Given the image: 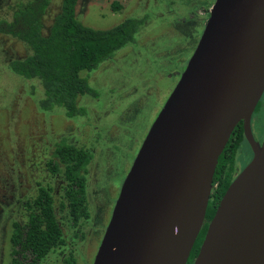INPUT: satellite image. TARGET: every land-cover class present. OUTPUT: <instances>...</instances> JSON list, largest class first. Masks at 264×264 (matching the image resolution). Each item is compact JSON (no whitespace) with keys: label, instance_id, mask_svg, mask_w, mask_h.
<instances>
[{"label":"water","instance_id":"obj_1","mask_svg":"<svg viewBox=\"0 0 264 264\" xmlns=\"http://www.w3.org/2000/svg\"><path fill=\"white\" fill-rule=\"evenodd\" d=\"M264 0H215L122 183L92 264H186L218 158L239 122L253 156L220 198L192 264H264Z\"/></svg>","mask_w":264,"mask_h":264},{"label":"rangeland","instance_id":"obj_2","mask_svg":"<svg viewBox=\"0 0 264 264\" xmlns=\"http://www.w3.org/2000/svg\"><path fill=\"white\" fill-rule=\"evenodd\" d=\"M14 1L0 0V5H5L0 10V20L11 19L7 4ZM134 1L78 0L76 17L87 26L109 28L128 17L143 19V25L135 41L118 50L113 59L93 71L81 72V76L87 75L88 84L95 93L78 96L77 103L85 108V114L75 119L68 120L62 107H55L50 112L42 110L39 103L43 89L39 80L25 79L10 70L9 62L15 58L11 52L13 44H21L30 54L25 44L17 40L14 43L11 37L4 36V48L10 52L0 46V185L7 183V176L19 183L24 164L20 148L25 147L23 151L28 152L30 142L35 143L42 133L46 141L56 134L72 143L82 144L78 141L81 135L83 141L91 140L85 147L93 152L91 163L97 168L93 174L88 173L86 194L88 201L97 198L102 204L99 211L102 216L95 218L99 212H92L95 215L91 221L95 225L88 228L90 240L80 247L86 250L85 264H89L96 254L122 183L193 54L215 2L145 0L133 5ZM60 3L61 0H52L55 6L44 18L45 32ZM114 3L120 8H115ZM204 10L207 13L200 15ZM14 48L22 55L21 47L14 45ZM258 103L252 128L261 136L264 131V92ZM76 123L78 126L74 129ZM244 149L243 143L239 152ZM30 152L31 156L36 154L34 145ZM247 158L242 154L237 158L239 169ZM70 243L79 248V242ZM59 256L56 254L48 262H55Z\"/></svg>","mask_w":264,"mask_h":264},{"label":"trees","instance_id":"obj_3","mask_svg":"<svg viewBox=\"0 0 264 264\" xmlns=\"http://www.w3.org/2000/svg\"><path fill=\"white\" fill-rule=\"evenodd\" d=\"M52 0H26L13 11L10 20H0V33L9 35L30 49L26 57L9 62L10 70L25 78L38 79L43 89L39 105L44 111L62 107L67 117L84 115L85 109L77 104L80 95H93L86 76L81 72L97 69L110 61L116 52L135 41L143 25L141 18H125L109 28H93L76 17L78 0H61L46 33L42 32V18ZM115 8H120L114 3ZM242 123L233 129L218 158L213 183L218 188L210 196L204 225L190 252L186 264H192L206 231L207 221L233 179V156L238 142L244 140ZM92 152L68 142L65 138L55 142L49 170L62 179V199L59 211L55 208L51 186H40L37 196L30 202L35 206L28 222L14 230L11 243L15 257L10 264H47L46 258L64 243L59 215L65 211L72 225L89 216L86 202V166ZM15 246L19 249L15 250Z\"/></svg>","mask_w":264,"mask_h":264},{"label":"flooded vegetation","instance_id":"obj_4","mask_svg":"<svg viewBox=\"0 0 264 264\" xmlns=\"http://www.w3.org/2000/svg\"><path fill=\"white\" fill-rule=\"evenodd\" d=\"M25 1L26 0H15L14 2L8 3L7 4V6L9 7L7 9V10H9L8 15L13 14V11L19 6V4H23ZM140 2H145V0H135L133 5H138ZM55 4L52 5V2H51L50 6L47 8V10H46V12L42 18V25H43L42 32L43 33H46L48 30L47 29L46 32L44 31V29H46V27H44V18L46 16V14L48 13V11L52 10V8L55 6ZM60 4H59V8L57 9L56 13H58L60 10ZM0 6H1L0 7V10H1L5 5H3V6L0 5ZM206 13H207V10H204L201 12L200 15H203ZM1 14L4 15L3 12H1ZM55 14L52 16V20H53ZM4 16H6V14ZM52 20H51V23H52ZM4 36H9V35L0 33V46L4 51H6L4 48V42L2 41ZM9 37H11V36H9ZM11 38L12 39H10V40H12L14 43H16L15 40H17V39H15L13 37H11ZM17 41H19V40H17ZM14 45H18L19 47H21V49L23 50L22 55H20V53L15 50ZM6 52H10V51H6ZM11 52H13V54L15 56V58L12 60L24 58L28 54V51L26 49H24L21 46V44H19V43L13 44V51H11ZM85 76L87 77V75H85ZM258 104L259 103H257V105H256V107H255V109L251 115L250 125H251V132H252L254 140L257 141L259 144H262L264 141V131H263L261 136H258L253 131V128H252V117H253L254 112L257 109ZM64 116L68 120H72L78 116H83V115H78V116H74V117H67L64 113ZM70 122H72V121H70ZM73 126L75 129L78 125L76 123ZM39 138L40 139H38L35 143H33L31 141L29 144L31 146V148L34 145V148L36 149L35 155L31 156V152H30L31 148L28 150V152L23 151L25 149V147L20 148V150L22 151V158H23L24 164L22 166V176L19 178V183L13 181L12 180L13 178L7 176V178H6L7 183L3 184L2 186L0 185V264H10L13 258H15V257L20 258L21 257L20 254H15L13 251L14 247L11 243V236H12L14 230H16V228L20 229L23 226H25L26 223L28 222V218H29L31 212H35V206H30L29 204L37 196L38 188L40 186H45V187L51 186L53 199L55 201V208L57 209V211H59V208H60L59 203H61V201H64V199H62V196H61L63 181H62V179H60L58 173L53 174V172H51L49 170V162H50V159H52V152H53L55 142L60 140V139L65 138V137L56 134L49 141H46L44 138V133H42V137H39ZM90 138H91V136H90ZM65 139L68 142H71L68 140V138H65ZM78 141H82V144H79L77 142H74L73 144L86 148L85 147L86 143H89L91 140L88 142L83 141L82 135H81V137L78 139ZM243 143L246 145V149H244V151H242V153H240L239 147ZM238 144H239L238 148L235 151V154L233 156V172H232L233 179L247 165V163L251 160V158L253 156L251 147L245 138L243 141L240 140L238 142ZM86 149H88V148H86ZM241 154H242V157H244V155H245V157H248L247 158L248 160L239 169V163H237V158L239 156H241ZM92 159H93V152H92V158L86 166V173H85L86 174V183H87L88 173L91 172V174H93V172L97 168L95 164L92 165V163H91ZM26 168H29V169H26ZM215 171H216V169H215ZM16 173H17V171H16ZM20 173L18 172V174H20ZM214 175H215V172H214ZM213 180H214V176H213ZM217 188H218V182L213 183V181H212L211 194L213 192H215ZM93 191H92V193H93ZM210 199H209V201H210ZM86 202H87V210H88L89 216L86 219L80 220L75 225H72V222H70L68 220V217L66 216L65 211H62L61 214L59 215V217L61 218L60 226H61L62 232H63L64 243L61 246H58L57 248H55L52 252H50L48 254L46 261H45L47 264H85V262L87 260L86 250L83 247L82 248H80V247H81V245H84V243H88V241L90 240L91 232L88 228H89V226L95 225V223L91 221L92 216L95 215V214H92V212L94 211L95 213H98L101 209V206H102V204H100V202L98 201L97 198H93V199H90V201H88L87 194H86ZM101 216L102 215L99 212V215L98 214L95 215V218H97V217L100 218ZM209 221H210V219L207 221V225H208ZM204 235H205V233H204ZM204 235H203V238H204ZM203 238H202V240H203ZM202 240H201V242H202ZM70 242H74V243L79 242L80 243L79 248H78V246H76L75 244L70 243ZM201 242L199 244V247L201 245ZM199 247H198V250H199ZM17 249H19V247L15 246V250H17ZM56 254L60 255L58 260L55 261L57 263L48 262L49 259H52V258L54 259L53 256H56ZM94 257H95V255H94ZM94 257H93V260H94ZM93 260H91L89 262V264H91L93 262Z\"/></svg>","mask_w":264,"mask_h":264}]
</instances>
